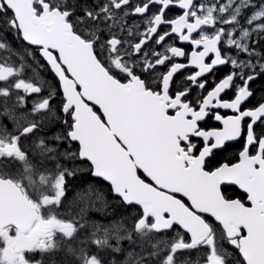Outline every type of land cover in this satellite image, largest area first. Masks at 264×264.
I'll return each instance as SVG.
<instances>
[{"label":"snow or ice","instance_id":"1","mask_svg":"<svg viewBox=\"0 0 264 264\" xmlns=\"http://www.w3.org/2000/svg\"><path fill=\"white\" fill-rule=\"evenodd\" d=\"M0 264H264V0H0Z\"/></svg>","mask_w":264,"mask_h":264}]
</instances>
